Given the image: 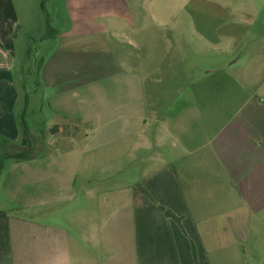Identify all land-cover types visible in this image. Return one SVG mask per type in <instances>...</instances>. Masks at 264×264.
I'll list each match as a JSON object with an SVG mask.
<instances>
[{
    "label": "crops",
    "instance_id": "0c3cea01",
    "mask_svg": "<svg viewBox=\"0 0 264 264\" xmlns=\"http://www.w3.org/2000/svg\"><path fill=\"white\" fill-rule=\"evenodd\" d=\"M3 2L1 160L15 150L11 146L18 148L22 112L16 113L19 87L10 51L16 19L10 0ZM257 3L264 0L185 4L195 34L208 43L224 41L219 51L235 56L198 68L197 74L188 73V66L187 73L166 69L156 82L185 85L170 92L162 111L153 109L149 117L144 89L148 74L141 54L132 57L144 49L146 30L140 24L134 28L138 16L130 12L128 0H113V6L123 5L120 12L109 13L120 27L94 29L109 34L114 44L107 45V52L113 56L94 60V83H87L94 89L90 98L72 96L86 110L83 121L91 133L80 144L58 145L36 158L3 160L0 264H117L132 253L138 264H210L212 253L238 251L243 241L264 239V44L250 46L238 34L220 33L236 19L254 21L246 35L255 34L261 16L249 5ZM63 97L50 98L49 105L56 106ZM136 167L138 172L130 173ZM88 196L94 201V242L89 237L93 232L84 233L77 218ZM68 202L74 204V217L61 218L69 228L61 219L50 221ZM84 256L91 259L84 261Z\"/></svg>",
    "mask_w": 264,
    "mask_h": 264
},
{
    "label": "rangeland",
    "instance_id": "374dc122",
    "mask_svg": "<svg viewBox=\"0 0 264 264\" xmlns=\"http://www.w3.org/2000/svg\"><path fill=\"white\" fill-rule=\"evenodd\" d=\"M188 1L128 0L130 12L138 16L137 20H134V28L140 24L141 28L146 30L141 44V48L144 49L135 51L132 57L141 54L142 67L148 74V82L144 84V89L147 93L146 114L149 117L153 109L157 113L162 111L170 92L185 85L180 84V81L156 82L161 74H165L166 69L185 71L188 66L190 68L188 73L197 74L210 66L224 61L230 62L235 56L232 52L219 51V47L225 45L224 41L221 44L208 43L201 35L195 34L194 30L197 27L185 14L187 10L184 6ZM10 2L12 19H16L13 44L10 47L12 75L19 87L16 113L19 114L22 110L26 94L28 102L25 120L29 126V136L34 139L32 151L45 153L58 145L65 147L74 142L80 144V138L85 137V134L89 135L91 127L83 121L85 116L87 117L86 110L82 109L79 101H75L72 96L90 98V94L94 92L87 84L92 81L94 83V60H107L111 54L113 56V52H107V45L114 44L108 33L97 34L94 29L105 31L120 27L113 24L115 22L109 13L120 12L123 5L113 6V0H10ZM1 7L4 12L3 0H0ZM249 9L257 10L261 16L260 26L256 27L255 34L246 35V31L254 27V21L242 22L236 19L229 21L220 29V33L228 31L236 36L238 34L237 37L244 39L250 46L264 44V3L249 5ZM167 14L177 15L169 19ZM183 80L186 81V78ZM63 95L66 97L57 101L56 106L49 105L50 98ZM64 118H67L68 124L61 125L60 122H63ZM19 121L20 116L18 123ZM148 123L154 125L150 119ZM68 136L71 139L65 140ZM73 136L78 137L74 140ZM16 144L20 146V138ZM11 148L17 150L20 147L15 148L13 145ZM138 168H131L130 173H137ZM88 188L89 186L84 187L83 194ZM87 199L88 204L84 212L77 218L81 220L84 233L89 235L93 232L89 237L94 242L92 208L94 201L89 199V196ZM72 206L74 204L66 203L62 211L49 216L50 221L57 222L61 219L58 222L69 228L67 221L62 218L74 217ZM82 245L85 246V241ZM237 248L238 251L233 248L224 250L221 255L212 253L208 255V260L210 264H264V239H260L257 244L251 243V240L243 241ZM81 259L89 261L91 258L84 256ZM115 262L138 264L133 253L124 260Z\"/></svg>",
    "mask_w": 264,
    "mask_h": 264
},
{
    "label": "trees",
    "instance_id": "16d2710c",
    "mask_svg": "<svg viewBox=\"0 0 264 264\" xmlns=\"http://www.w3.org/2000/svg\"><path fill=\"white\" fill-rule=\"evenodd\" d=\"M40 5H42L40 3ZM42 7V6H41ZM41 65V60L39 61V66ZM38 66V67H39ZM27 102H28V98L27 95L25 94L24 96V103H23V109L20 115V121H19V129H20V146H18L19 149L14 150L11 153H7L4 158H10L13 160H27V159H32V158H36L41 156L42 154H44V152L40 151V152H36L33 153V148H34V139L31 138L29 136L30 132H29V126L26 123L25 120V115H26V111H27ZM43 130H41L42 132ZM40 132V133H41ZM43 136L41 135V138ZM3 158V160H4ZM3 160H0V171L3 168ZM144 193L147 194V192L144 190ZM162 211L164 212V214L168 217H171L177 221H179V218L177 216H175L170 210L161 207ZM192 253L193 256L195 258V252H194V248L192 247Z\"/></svg>",
    "mask_w": 264,
    "mask_h": 264
}]
</instances>
